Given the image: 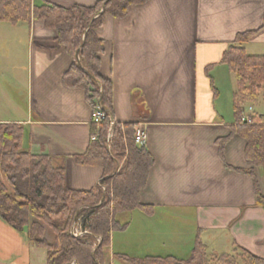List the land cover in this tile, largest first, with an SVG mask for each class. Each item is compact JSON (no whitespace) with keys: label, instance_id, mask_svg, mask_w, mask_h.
I'll list each match as a JSON object with an SVG mask.
<instances>
[{"label":"crops","instance_id":"1","mask_svg":"<svg viewBox=\"0 0 264 264\" xmlns=\"http://www.w3.org/2000/svg\"><path fill=\"white\" fill-rule=\"evenodd\" d=\"M38 1L70 9L101 0ZM17 27L28 32H13L11 43L2 39V54L15 59L11 46L24 43L27 61L12 79L1 74L11 113L0 124L22 126L24 150L52 157L64 168L68 189L98 188L103 169L77 160L91 145L94 113L83 89L64 84L74 60L44 23L33 19ZM247 32L256 33L243 45L246 53L264 56V0H149L124 18L107 15L97 32L104 45L100 74L114 89L113 119L133 125L135 135L143 131L142 147L154 158L141 203L162 227L147 223V239L165 246L173 236L158 228L192 229L188 249L153 243L143 258L189 256L200 237L211 255L246 252L264 260V210L255 195L256 180L264 196V175L247 160L246 140L235 132L237 79L222 62ZM245 105L243 117L253 116ZM109 251L108 264L126 255ZM46 252L0 219V264H47Z\"/></svg>","mask_w":264,"mask_h":264},{"label":"trees","instance_id":"2","mask_svg":"<svg viewBox=\"0 0 264 264\" xmlns=\"http://www.w3.org/2000/svg\"><path fill=\"white\" fill-rule=\"evenodd\" d=\"M148 1L101 0L93 7L65 9L42 1L0 0V22L17 26L34 19L57 33L59 43L74 60L64 84L83 89L93 112L101 107L105 114L100 124L91 125V139L95 141L84 155L77 157L81 165L99 166L104 171L100 186L91 191L68 189L64 168L56 165L52 157L35 156L24 150L22 126L0 124V171L5 179L0 180V219L26 233L35 246L47 250V264H108L106 253L112 247L113 233L127 227L117 217L136 209L150 212V207L141 203V193L154 158L135 143L133 125H111L114 89L112 82L100 74L104 45L97 35L107 15L124 18L130 7ZM255 33L240 34L222 62L237 79L235 132L246 140L247 160L264 175V114L249 117L250 123L242 121L245 104L256 102L259 97L264 102V56H249L243 46ZM246 173L255 179L254 171ZM255 195L256 205L264 210V196L256 180ZM80 218L83 228L92 235L86 239L70 234ZM47 227L54 235L51 242L46 236ZM96 237L102 238L100 244L95 243ZM242 253L213 257L198 237L188 260L173 256L118 258L128 264H264V260Z\"/></svg>","mask_w":264,"mask_h":264},{"label":"rangeland","instance_id":"3","mask_svg":"<svg viewBox=\"0 0 264 264\" xmlns=\"http://www.w3.org/2000/svg\"><path fill=\"white\" fill-rule=\"evenodd\" d=\"M15 27H16V29H15ZM13 32H18L17 36H20L19 32H21V34H23L22 32H28V31L26 29H23L22 27L20 28V27L11 25L9 23L0 22V63H2V64L5 63V64H3L4 68L2 67V65H0V77H2L1 74H3V75H5L6 80H7V77L11 78V79L13 78V74H15L16 70H17L16 68L23 70L26 66V61H27V56H25V50H24L25 44L24 43H22L20 46H15L14 44L11 46V49H13L12 52L15 55L13 56L11 53L12 57H10V58H15V59H8V55L2 54L3 53L2 52L3 51V45H1L2 39H5L3 43H5L6 41H7V43H11V41H13V37H14ZM8 33H10V35H8ZM7 43L4 44V46L7 45ZM248 53H250V52H248ZM252 53L253 52H251V54H249V55H252ZM13 62H16L17 66H16V63L13 64ZM7 63H12V65H8ZM9 66H10L11 70L8 69ZM8 70H9V72H8ZM5 73H7V74H5ZM22 80L24 82L23 77H22ZM1 81H2V78H1ZM3 83L0 82V118L6 117L11 113V110L8 107V105L6 106L7 95L5 93L6 96H4L3 91L7 92V89ZM235 86H236V83H235ZM236 89H237V86H236ZM22 90H23V87L17 92V95L19 97L23 96ZM8 93L11 94V93H14V91L10 92L8 90ZM245 110L247 111L248 114L263 115L264 114L263 99L261 97H259V99L256 102L252 103L249 101L245 105ZM0 176L3 179L1 171H0ZM123 216L124 217H120L119 222L122 226L126 224V226H127L126 229L121 230V231H115L113 233L114 235L112 237L113 238L112 245L114 244V246L111 248H112V251H114V253H116V255L118 253H120V251H121V253L126 254L125 256H127L129 258L141 259L144 256H146L147 253H149V251H150L149 249L153 248L154 245L157 247L160 246V248H171V249H176L178 251H181V250L187 248V242L189 241L188 235H190L189 233L192 232V229H186V228H182V229L178 228L177 229L175 227H171L170 229L164 228V230H162L161 228H158L161 231L160 233L168 230L169 233L173 236L172 239L165 244V246H164V244L158 245L157 243L159 241H157V240L156 241H149L147 239L146 226H147V223L150 226H153L154 222H156L155 224L157 227H162L161 224H159V221H156V219L150 220L149 215L146 212L142 211L141 209H136L133 212L126 213ZM80 220H81V218L78 220V222H80ZM80 223L82 225V222H80ZM71 230H72V228H71ZM71 230H70V234H71ZM47 232L48 233L46 236H47L48 241H50V242L53 241L54 235H53L52 230L49 227H47ZM87 237H90V236H87ZM86 238H82V239H86ZM95 243L98 244V242H95ZM153 243H154V245H153ZM193 245H195V244H192V246ZM113 248H114V250H113ZM120 249H122V250H120ZM43 250H45V249H43ZM46 251L47 250H45V252ZM108 252L110 253V251H108ZM189 256H191V254H189ZM189 256H188V254H187V256H183V254H181V255H178V258L188 259ZM212 256L215 257V255H213V254H212ZM112 257H113V255H112ZM113 258L115 260V264H128V263L123 262L121 259H119L118 256L113 257ZM240 264H242V261H240Z\"/></svg>","mask_w":264,"mask_h":264},{"label":"built area","instance_id":"4","mask_svg":"<svg viewBox=\"0 0 264 264\" xmlns=\"http://www.w3.org/2000/svg\"><path fill=\"white\" fill-rule=\"evenodd\" d=\"M93 113H94V116H93L92 123L100 124L103 121V119L105 118V114L103 113L102 108L98 107V109ZM242 121L244 123H246V122L250 123V118L249 117H243ZM115 124H116L115 121H111V125L114 126ZM111 137H112V133L110 135V138ZM91 140L95 141V138H92ZM146 141H147L146 134L143 131H138L135 135V143L137 145L144 146L146 144ZM102 189L104 190V192H106L105 187H102ZM80 222L76 221L73 224L72 230H71V235L74 238H78V239H82V238H86L87 236H91L89 231L85 230ZM95 239H96L95 241L98 242V244H100L102 242V238H100V237H96ZM73 264H76V263L74 262Z\"/></svg>","mask_w":264,"mask_h":264}]
</instances>
